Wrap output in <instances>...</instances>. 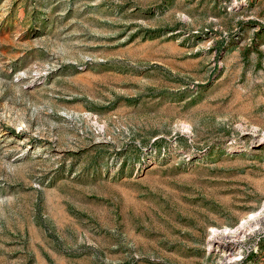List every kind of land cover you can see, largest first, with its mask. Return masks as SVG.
Returning <instances> with one entry per match:
<instances>
[{
	"label": "rangeland",
	"instance_id": "rangeland-1",
	"mask_svg": "<svg viewBox=\"0 0 264 264\" xmlns=\"http://www.w3.org/2000/svg\"><path fill=\"white\" fill-rule=\"evenodd\" d=\"M0 264H264V0H0Z\"/></svg>",
	"mask_w": 264,
	"mask_h": 264
}]
</instances>
